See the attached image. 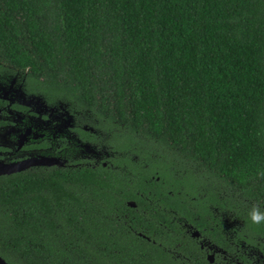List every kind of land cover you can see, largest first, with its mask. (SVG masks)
<instances>
[{
    "label": "trees",
    "instance_id": "obj_1",
    "mask_svg": "<svg viewBox=\"0 0 264 264\" xmlns=\"http://www.w3.org/2000/svg\"><path fill=\"white\" fill-rule=\"evenodd\" d=\"M0 63L113 139L180 160L194 192L180 205L223 206L264 236V0H0ZM164 169L162 189L182 185ZM125 173L0 180V256L106 264L90 200L124 189Z\"/></svg>",
    "mask_w": 264,
    "mask_h": 264
},
{
    "label": "flooded vegetation",
    "instance_id": "obj_2",
    "mask_svg": "<svg viewBox=\"0 0 264 264\" xmlns=\"http://www.w3.org/2000/svg\"><path fill=\"white\" fill-rule=\"evenodd\" d=\"M111 134L91 112L52 101L26 73L0 63V180L89 167L135 172L125 173L124 189L90 200L93 242L107 251L96 257L106 264H264V236L240 215L219 205L179 204L194 194L180 160L144 149L140 138ZM164 168L182 185L170 180L162 189Z\"/></svg>",
    "mask_w": 264,
    "mask_h": 264
},
{
    "label": "clouds",
    "instance_id": "obj_3",
    "mask_svg": "<svg viewBox=\"0 0 264 264\" xmlns=\"http://www.w3.org/2000/svg\"><path fill=\"white\" fill-rule=\"evenodd\" d=\"M260 219V217L258 215H253L252 216V220L253 221H258Z\"/></svg>",
    "mask_w": 264,
    "mask_h": 264
},
{
    "label": "water",
    "instance_id": "obj_4",
    "mask_svg": "<svg viewBox=\"0 0 264 264\" xmlns=\"http://www.w3.org/2000/svg\"><path fill=\"white\" fill-rule=\"evenodd\" d=\"M0 264H8V263L0 256Z\"/></svg>",
    "mask_w": 264,
    "mask_h": 264
}]
</instances>
